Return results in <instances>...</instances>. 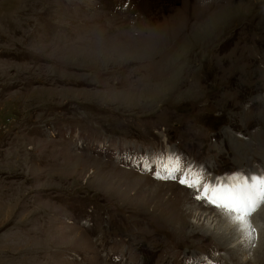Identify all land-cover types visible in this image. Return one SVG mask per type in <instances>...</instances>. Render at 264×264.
<instances>
[{
  "label": "rangeland",
  "instance_id": "obj_1",
  "mask_svg": "<svg viewBox=\"0 0 264 264\" xmlns=\"http://www.w3.org/2000/svg\"><path fill=\"white\" fill-rule=\"evenodd\" d=\"M259 156L264 0H0V264H225L179 180Z\"/></svg>",
  "mask_w": 264,
  "mask_h": 264
},
{
  "label": "bare ground",
  "instance_id": "obj_2",
  "mask_svg": "<svg viewBox=\"0 0 264 264\" xmlns=\"http://www.w3.org/2000/svg\"><path fill=\"white\" fill-rule=\"evenodd\" d=\"M219 2L220 0H196V8L197 9L199 8V10H203V8L207 10L209 7L215 8L216 6H218ZM258 158H260L261 166L264 167V157L259 156ZM254 163L256 164L257 162H254ZM256 165L257 167H259L258 164ZM187 176L190 177L191 176L190 173H188ZM190 182H192V180H190ZM211 183L210 184L212 186H214L215 184L216 185L222 184L221 182H214L215 184L213 182ZM202 185L203 184H201V187ZM182 187L186 188L185 186H182ZM184 188H178V190L183 191V194L181 196L183 198H180V201L187 203L186 204L187 205L186 216L187 214H190L192 213V211H194L193 217L198 219L199 216L206 214L207 211H208L207 214H210L211 212H213V216L215 217L214 220H222V224L223 225L225 224L224 227H219V228H222L221 232L213 233L209 231V229L207 228L201 234L203 235L202 236L203 239H210L209 237H211L218 242V243L211 244V247L213 248V251L220 250V252L223 251L228 255V258H225L223 260L225 264H228V263L229 264H251L256 261L259 262V264H263L264 245H261L260 243H258V239L264 236V233H263L264 231L262 230L264 229V205H261V207L251 217V228L255 229V231L252 233V237H249L248 232L250 231V229H245V231L243 232V229L238 228L236 225L231 223L223 214H221L219 209H217L210 203L206 202L205 200L196 199L195 197L199 195L200 192H198L197 190H194V192H191ZM201 208L206 209V210H201ZM179 215L181 216L182 214H179ZM29 250H34V249H29ZM240 256L242 258H240ZM230 258L232 259L230 260L231 262L229 261ZM217 262L215 264H217Z\"/></svg>",
  "mask_w": 264,
  "mask_h": 264
},
{
  "label": "snow or ice",
  "instance_id": "obj_3",
  "mask_svg": "<svg viewBox=\"0 0 264 264\" xmlns=\"http://www.w3.org/2000/svg\"><path fill=\"white\" fill-rule=\"evenodd\" d=\"M178 165V160H177ZM180 171V168L173 167L169 170L166 177H158L161 179H176L175 173ZM179 183L185 184L188 187H201V179L195 177L192 182L188 178L179 180ZM202 192L197 195L196 199H202L210 203L220 210L231 223L241 229H250L249 237L255 229L251 228L252 215L264 205V176L248 177L247 179L237 178L231 184H218L212 186L209 184L202 185Z\"/></svg>",
  "mask_w": 264,
  "mask_h": 264
}]
</instances>
